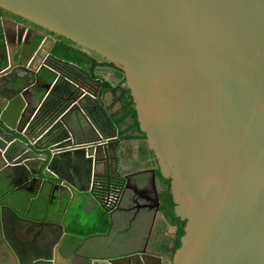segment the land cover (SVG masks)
I'll return each instance as SVG.
<instances>
[{
    "label": "water",
    "instance_id": "95a60500",
    "mask_svg": "<svg viewBox=\"0 0 264 264\" xmlns=\"http://www.w3.org/2000/svg\"><path fill=\"white\" fill-rule=\"evenodd\" d=\"M0 7L121 69L146 144L170 180L174 213L185 221L169 264H264V0H0ZM0 39V184L49 185L61 189L60 203L92 200L90 209L109 220L125 211L127 194L110 198L104 186L113 169L121 175V140L104 106L115 88L100 90L104 77L55 56L53 37L44 57L35 38L14 48L6 31ZM10 191L0 197V264H57V253L68 264H163L145 251L77 256L83 236L31 217ZM4 209L25 234L39 227L32 233L40 245L9 236Z\"/></svg>",
    "mask_w": 264,
    "mask_h": 264
},
{
    "label": "flooded vegetation",
    "instance_id": "af4514ba",
    "mask_svg": "<svg viewBox=\"0 0 264 264\" xmlns=\"http://www.w3.org/2000/svg\"><path fill=\"white\" fill-rule=\"evenodd\" d=\"M4 31L7 32L11 48L35 38L36 42L33 45L37 46L39 49V54L42 57L45 56V49L50 44V37L55 38V41L59 39L58 35H55L26 19L3 9L0 13V37L3 36ZM0 41L2 43L1 39ZM39 62L40 59H38V57L33 58V64L36 67L39 65ZM103 69H106L108 73L106 76L103 73L97 72L103 71ZM70 72L76 74L73 71ZM95 74V78H99L101 76L105 78L104 85L100 88V90L112 87H114L116 91L117 89L119 90L118 94H116V91L114 93H110L114 96H117L112 97L114 98L112 104L108 105V102L104 104L108 111V108L112 107L115 103H118V105L120 104L119 99L121 96L118 97L119 93L121 92L118 86L120 78L116 75V68L110 65L98 66ZM107 76L109 78H107ZM106 81L109 82V86L106 84ZM97 84L99 85L98 82ZM100 106L102 107V104H100ZM99 128L104 133L107 132L109 134H113L115 132L114 127ZM116 130L117 136L119 137L117 127ZM135 139L141 140V145L142 143L146 144L145 138ZM120 140L121 142L119 143L116 151L118 157V170L121 175L113 169L112 177L107 182V184H104V186H106V190L110 194V198L117 196L119 190L124 191V195L127 194L128 200L125 205L126 210L114 211L112 213V218L117 214L122 217L121 224H123V226L120 228V231L118 230L120 234L119 238L124 243L128 239H134V248L131 250H125L121 253H112L108 251L107 246H111V248L115 249L118 246L116 243H119V238L110 232V226L112 224L111 218V220L108 219L109 225L107 228H105V230L101 229V231L88 232L81 235L84 237V239H81L83 244L81 245L79 250L80 252L77 253V256L87 255L92 257H108L128 254L131 252L145 251L162 255L163 264H169L170 256L173 255L177 249L175 245L176 240L179 238V241L181 242L182 235L178 236V222L174 221L170 216L168 217L163 211L164 201L162 199V194L166 186L162 179L156 175L155 170L158 168L157 160L153 154V151L148 148L147 144L146 146L149 150L146 151V153H142L141 145L138 147H127L128 149H124L122 147L123 141H130L133 139L122 140L120 138ZM168 186L170 190V183ZM59 190L61 189H52L51 192H59ZM75 202L76 200L73 199V203ZM91 205L92 200H90L89 204L86 206L90 211L94 210L90 209ZM96 209H98V207ZM127 213L129 215L128 219H126ZM174 215L180 221H182L175 213ZM98 218L99 221L106 223L100 213ZM183 228L184 225L182 226V229ZM56 235L58 238V235L60 236L61 232L58 231ZM58 254L62 256L60 253ZM58 254L54 256V261L57 264H61L57 260ZM62 257L68 260L67 256ZM77 260L78 259L76 258L75 262L78 264ZM43 263H45V261L39 260L34 264Z\"/></svg>",
    "mask_w": 264,
    "mask_h": 264
},
{
    "label": "crops",
    "instance_id": "0c3cea01",
    "mask_svg": "<svg viewBox=\"0 0 264 264\" xmlns=\"http://www.w3.org/2000/svg\"><path fill=\"white\" fill-rule=\"evenodd\" d=\"M97 72L102 73V71H97ZM104 72L103 74L106 76L108 73L107 71H104ZM107 78L109 77L107 76ZM118 92L119 90L117 89L116 94H118ZM112 97H117V96L109 94L108 98L106 99L108 102V105L112 104V102L114 101L113 100L114 98ZM118 107L119 105H117L115 109H112V107H109L108 113H111L113 115V113L118 109ZM141 142L142 141L138 139H133L130 141H123L122 147L124 149H126L127 147L128 148L138 147L139 145H141ZM6 188L8 190L14 191L15 193H19L26 198L25 204L30 205L31 211L29 213L32 214L30 215L31 217L35 219H48L50 221H54L56 223L62 224L64 231H69V229H71V227L74 226V228H72L73 232L75 234L82 235L81 234L82 232L91 231L93 229L101 230V229L106 228L107 223L99 221V218H98L99 213H100L98 212L99 209H94L90 211L88 210V207L84 205H77V204L73 205L72 208H69L68 206H66V203H60L59 193L61 191L51 192V187L49 185L41 189H38L36 186H33V185L31 186L30 190L13 189L12 184L8 183V180H6ZM10 205L14 208V210L22 211L23 209L22 208L23 206H20L19 204H17V201H13L12 203H10ZM40 206L43 208V210L48 209L49 214L45 216L44 212L41 211L42 208ZM3 214H4L5 230L9 236H11L12 238L21 240L27 243L28 245L29 244L31 245V243H33L35 247H37L36 245L37 243L38 245H40V241L38 237L34 238L33 233H32L33 231L34 233H36V228H39V227H35L31 229L32 232L25 234V231L23 229L24 226H21V225L20 227L18 226V224L16 223V218L13 217V215L10 213L9 210L4 209ZM128 217L129 215L127 213L126 219H128ZM121 219L122 217L119 216V214L114 215V217L112 218V224L110 226V230H111L110 232L118 238L120 236L119 234L120 228L123 226V224H121L122 222ZM68 223H71V227L67 226ZM53 229L55 230V232H58L59 230H61L58 226H53ZM118 240H119V243H116L118 244L117 246L118 252L121 253L125 250H129V249L131 250L134 248V243H133L134 239H128L125 241V243L122 240H120V238ZM38 249L40 251V246L39 248H37V250ZM57 260L61 264H68V260L60 256L59 254L57 255Z\"/></svg>",
    "mask_w": 264,
    "mask_h": 264
},
{
    "label": "trees",
    "instance_id": "16d2710c",
    "mask_svg": "<svg viewBox=\"0 0 264 264\" xmlns=\"http://www.w3.org/2000/svg\"><path fill=\"white\" fill-rule=\"evenodd\" d=\"M2 10L3 9L0 7V13L2 12ZM58 38L59 39L57 41H55V43L52 46V49H51L52 53L55 56H57L63 60L72 62V63L78 65L79 67L87 70L92 76L96 75L95 71H96L98 66L110 65V66H113L114 68H116V75L120 78L118 86L123 93L119 99V101H120L119 107L113 113L111 118H112L114 124L118 128V134L122 140H130V139H135V138L144 139L145 134L139 128L138 121L136 118V111L134 108V103H133V100H132V97L129 93L128 88L124 84V77H123V73H122L121 69L115 67L112 63H109V62H106V61L100 59L99 56H97L93 53H87V52L83 51L82 49H80L79 46H77L74 42L70 41L69 39H66L62 36H59ZM0 45H1V41H0ZM106 84L109 86L108 81H106ZM148 150L149 149L147 148L146 144L143 143L141 145V152L146 153V151H148ZM155 171H156V175L162 179L163 183L166 186V188L163 190V194H162V199L164 201L163 211L168 217L170 216L174 221L178 222V224H179V235L178 236H180L184 232V230L182 229V226L184 225L185 221L184 220L180 221L174 215V212H173L174 202H173L172 195H171V192H170L169 186H168L170 180L168 178L162 177L158 168H156ZM6 191H8V189L6 188V182L4 184H0V197ZM10 193L14 194L16 196V198H18L23 204L26 203V198L23 195H21L19 193H15L14 191H10ZM1 202L2 201L0 200V203ZM29 215H32V214L29 213ZM102 217H103V220L107 223L106 224V228H107V226L109 225V220L107 218L106 213L102 212ZM67 226L71 227V223H68ZM72 228H74V226H72L68 232H73ZM103 230H105V229H103ZM95 231H101V230L93 229L91 231L82 232L81 234L83 235L85 233L95 232ZM175 245H176V247H178L180 245L179 238H177Z\"/></svg>",
    "mask_w": 264,
    "mask_h": 264
},
{
    "label": "rangeland",
    "instance_id": "374dc122",
    "mask_svg": "<svg viewBox=\"0 0 264 264\" xmlns=\"http://www.w3.org/2000/svg\"><path fill=\"white\" fill-rule=\"evenodd\" d=\"M104 71H106V69H103L102 73H103ZM104 73H105V72H104ZM116 104L118 105V103H115V104L112 106V109H115V108L117 107ZM83 216H84V215H83ZM83 216H82V217H83ZM108 247H110V246H108ZM117 250H118V248H117V249H116V248L114 249V248H111V247H110V249H108V251H109V252H112V253H117V252H118Z\"/></svg>",
    "mask_w": 264,
    "mask_h": 264
}]
</instances>
